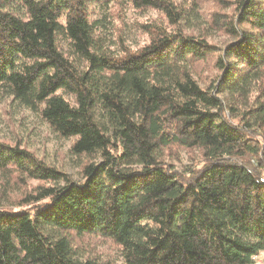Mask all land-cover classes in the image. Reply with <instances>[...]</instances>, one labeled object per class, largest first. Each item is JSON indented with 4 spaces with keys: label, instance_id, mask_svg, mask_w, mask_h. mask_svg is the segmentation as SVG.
I'll return each mask as SVG.
<instances>
[{
    "label": "trees",
    "instance_id": "trees-1",
    "mask_svg": "<svg viewBox=\"0 0 264 264\" xmlns=\"http://www.w3.org/2000/svg\"><path fill=\"white\" fill-rule=\"evenodd\" d=\"M92 1L0 0V97L70 139L83 180L0 142L8 192L35 184L17 195L24 209L0 210V264H111L84 254L86 236L115 245L121 264H256L264 0H232L230 14L213 15L231 39L221 52L185 32L201 17L197 0H127L163 17L145 46L120 42L119 54ZM209 61L216 73L201 87L196 66ZM179 149L201 161L176 171L165 158Z\"/></svg>",
    "mask_w": 264,
    "mask_h": 264
},
{
    "label": "rangeland",
    "instance_id": "rangeland-1",
    "mask_svg": "<svg viewBox=\"0 0 264 264\" xmlns=\"http://www.w3.org/2000/svg\"><path fill=\"white\" fill-rule=\"evenodd\" d=\"M177 1L191 2V0ZM231 1L197 0L201 17L194 19L195 28L187 29L185 32L193 35L206 34L207 41L215 45L218 52H221L224 45L231 39L217 30L211 20L216 13L230 14L232 12ZM90 9L93 11V17L99 21V26L106 33L112 49L118 54L122 50L120 42L124 43V48L132 51L145 46L149 42L148 27L155 23L159 24L163 17L152 10H136L127 0H93ZM191 26L187 25L188 28ZM196 70L195 77L201 87L208 85L216 73L210 61L198 64ZM219 96L226 100L230 98L227 91L220 93ZM45 123L36 112L23 109L17 101L0 97V142L18 144L28 149L48 165L65 172L72 181L81 183L83 180L79 175V162L69 153L70 139L60 138ZM165 161L176 171L182 172L191 166H196L201 161V156L196 150L179 149L167 155ZM10 182H14V179ZM33 185L35 184L30 183L26 187L15 184L12 187L17 190L8 192L0 176V210L24 209L22 206H17L21 205V199L17 195L25 193L26 189ZM82 246L86 256L95 258L97 261L121 264L119 250L110 242L95 236H86ZM254 260L257 264H264V253L255 257Z\"/></svg>",
    "mask_w": 264,
    "mask_h": 264
},
{
    "label": "built area",
    "instance_id": "built-area-1",
    "mask_svg": "<svg viewBox=\"0 0 264 264\" xmlns=\"http://www.w3.org/2000/svg\"><path fill=\"white\" fill-rule=\"evenodd\" d=\"M256 263V262H255ZM257 264V263H256Z\"/></svg>",
    "mask_w": 264,
    "mask_h": 264
}]
</instances>
